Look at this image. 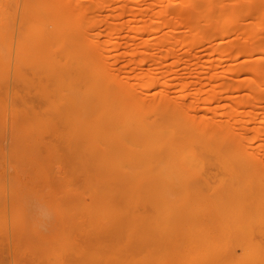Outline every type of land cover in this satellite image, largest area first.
<instances>
[{
	"label": "bare ground",
	"instance_id": "6f19581e",
	"mask_svg": "<svg viewBox=\"0 0 264 264\" xmlns=\"http://www.w3.org/2000/svg\"><path fill=\"white\" fill-rule=\"evenodd\" d=\"M262 62L264 0H0L2 264H264Z\"/></svg>",
	"mask_w": 264,
	"mask_h": 264
},
{
	"label": "rangeland",
	"instance_id": "374dc122",
	"mask_svg": "<svg viewBox=\"0 0 264 264\" xmlns=\"http://www.w3.org/2000/svg\"><path fill=\"white\" fill-rule=\"evenodd\" d=\"M261 1V0H259ZM242 42H246V41H242ZM228 64H233V62H229ZM262 64L264 65V62H262ZM224 68H226L227 66H223ZM262 105H264V102L262 103ZM242 115L248 114L250 112V108H244V109H240ZM261 110H259L260 112ZM9 254L12 258V260L14 261V259L16 258V255L14 253V251L12 249H8V242L5 240H0V264H2L3 262H7L9 263ZM18 260L21 261L22 264H37L38 260L37 258L32 254V253H27L25 254L22 258H20L19 256L17 257Z\"/></svg>",
	"mask_w": 264,
	"mask_h": 264
}]
</instances>
